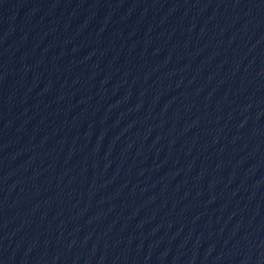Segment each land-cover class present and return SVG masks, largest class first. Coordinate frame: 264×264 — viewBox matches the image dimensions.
Listing matches in <instances>:
<instances>
[{
	"label": "water",
	"instance_id": "obj_1",
	"mask_svg": "<svg viewBox=\"0 0 264 264\" xmlns=\"http://www.w3.org/2000/svg\"><path fill=\"white\" fill-rule=\"evenodd\" d=\"M0 264H264V0H0Z\"/></svg>",
	"mask_w": 264,
	"mask_h": 264
}]
</instances>
